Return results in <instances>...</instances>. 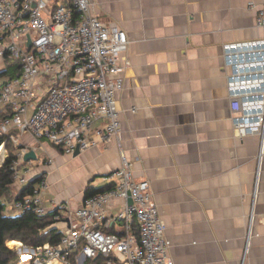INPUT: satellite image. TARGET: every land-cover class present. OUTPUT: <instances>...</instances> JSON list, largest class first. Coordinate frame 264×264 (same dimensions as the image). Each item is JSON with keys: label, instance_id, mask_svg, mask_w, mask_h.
<instances>
[{"label": "crops", "instance_id": "obj_1", "mask_svg": "<svg viewBox=\"0 0 264 264\" xmlns=\"http://www.w3.org/2000/svg\"><path fill=\"white\" fill-rule=\"evenodd\" d=\"M250 1L91 0L98 19L126 35L120 144L133 179L148 181L174 264H264V134L234 129L222 50L261 36ZM17 144L38 149L27 133ZM43 145L48 163L24 166L45 176L46 212L77 208L85 187L108 185L119 166L114 140L76 156ZM71 187L72 200L62 193Z\"/></svg>", "mask_w": 264, "mask_h": 264}, {"label": "built area", "instance_id": "obj_2", "mask_svg": "<svg viewBox=\"0 0 264 264\" xmlns=\"http://www.w3.org/2000/svg\"><path fill=\"white\" fill-rule=\"evenodd\" d=\"M249 6L261 36L223 44V67L234 129L263 137L264 0ZM126 45L125 32L101 22L91 0H0V110L6 112L0 134L18 146L27 133L37 148L45 143L69 156L111 140L119 152V166L105 177L110 187L74 209L58 204L54 223L65 224L58 240L35 247L19 242L10 248L15 264H174L148 181L133 179L120 144L116 92L128 65ZM14 63L19 70L6 77ZM27 151L19 148L12 162L15 194L33 179L39 186L12 200L5 213L44 215L45 176L24 166Z\"/></svg>", "mask_w": 264, "mask_h": 264}, {"label": "trees", "instance_id": "obj_3", "mask_svg": "<svg viewBox=\"0 0 264 264\" xmlns=\"http://www.w3.org/2000/svg\"><path fill=\"white\" fill-rule=\"evenodd\" d=\"M19 70V64L14 63L6 77L13 76ZM6 112L0 110V117ZM12 130L10 133H15ZM4 145L8 150L0 164V264H15L17 255L15 250L10 249L11 241L21 242L27 247H35L45 242L54 243L58 240L60 232L51 225L54 223L53 215L56 210L48 211L44 215H37L31 210H25L16 214L5 213L7 206L16 197L25 193H31L33 185L38 179L31 180L19 194L12 190L13 171L12 162L16 160V151L22 146H14L9 134H0V146ZM50 146V145H49ZM60 153V149L55 147ZM110 187V184L102 187L87 185L83 192V197H88L98 192H102ZM134 234L137 236L136 227H133ZM7 244V245H6Z\"/></svg>", "mask_w": 264, "mask_h": 264}, {"label": "rangeland", "instance_id": "obj_4", "mask_svg": "<svg viewBox=\"0 0 264 264\" xmlns=\"http://www.w3.org/2000/svg\"><path fill=\"white\" fill-rule=\"evenodd\" d=\"M1 80H3V77H2ZM62 84H63V82H60L59 85H62ZM8 150H9V149H6L4 145H1V146H0V164L2 163V161H3V159H4L3 157L7 155ZM35 153H36L37 161L43 159V163H42V165H44V162H45V163H48V162H46V161H48V157H46V155H47V154H46L47 151L45 152V151H42L40 148H38V149L35 151ZM1 156H3V157H1ZM59 156H60V158H62V159L65 158L64 155H62V154H61V155L59 154ZM63 157H64V158H63ZM35 160H36V159H35ZM35 160H34V161H35ZM71 160H75V159H70V161H71ZM63 161H64V162L62 163V165H60V167L68 165L69 159H66V158H65ZM52 163H54V162H52ZM27 166L29 167V164H27ZM32 167H33V166H32ZM29 168H31V167H29ZM36 186L38 187L39 184L36 183ZM11 187H12V190H14L13 184H12ZM62 193L66 194L67 196H70L69 198H71V200L74 199V198H73V195H72V193H73V188H72V187H71V189H70V188H64V189L62 190ZM52 197H53V196L50 195L49 192H48L46 195H44V198H43V199H44V200H48V201H47V203H48L49 200H50V198H52ZM40 200H41V199H40ZM7 207H8V205L5 206V211H6ZM48 207H50V206H48ZM116 225H118V223H117ZM17 242H18V241H14L13 244H16ZM10 244H11V242H10ZM6 245H7V244H6Z\"/></svg>", "mask_w": 264, "mask_h": 264}, {"label": "water", "instance_id": "obj_5", "mask_svg": "<svg viewBox=\"0 0 264 264\" xmlns=\"http://www.w3.org/2000/svg\"><path fill=\"white\" fill-rule=\"evenodd\" d=\"M29 44H30V42H29V40H28V46H29ZM1 72H3V71H0V73H1ZM78 154H79V151H78V148H76V149L74 150V152H73V156H76V155H78ZM22 159H23V162H28V161H30V160H35V159H36V153L34 152V150H29V151H27V152H25V153L23 154Z\"/></svg>", "mask_w": 264, "mask_h": 264}, {"label": "bare ground", "instance_id": "obj_6", "mask_svg": "<svg viewBox=\"0 0 264 264\" xmlns=\"http://www.w3.org/2000/svg\"><path fill=\"white\" fill-rule=\"evenodd\" d=\"M13 242H14V241H11V244H10L9 247H13V246H17V245H19V242H17L16 244H13ZM51 264H58V262L53 261Z\"/></svg>", "mask_w": 264, "mask_h": 264}]
</instances>
